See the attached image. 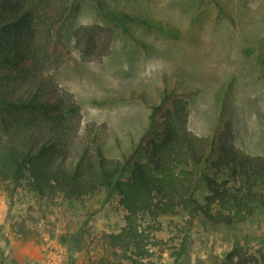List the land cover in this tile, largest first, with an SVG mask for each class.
Masks as SVG:
<instances>
[{
    "label": "rangeland",
    "instance_id": "obj_1",
    "mask_svg": "<svg viewBox=\"0 0 264 264\" xmlns=\"http://www.w3.org/2000/svg\"><path fill=\"white\" fill-rule=\"evenodd\" d=\"M102 2L99 8L74 0L52 63L59 91L80 107L73 122L80 134L96 135L107 156L121 157L148 121L150 109L138 92L159 101L157 88L168 81L190 91L189 126L196 134H210L224 114L237 148L264 157V0H221L231 18L212 0ZM84 29L108 45L102 57L83 53L86 38L77 36ZM123 214L104 190L68 199L2 182L0 264H113L120 256L103 236L124 225ZM169 220L157 232L163 242L154 247L153 264H222L230 250H264V207L233 226L196 219L178 260L182 235Z\"/></svg>",
    "mask_w": 264,
    "mask_h": 264
},
{
    "label": "trees",
    "instance_id": "obj_2",
    "mask_svg": "<svg viewBox=\"0 0 264 264\" xmlns=\"http://www.w3.org/2000/svg\"><path fill=\"white\" fill-rule=\"evenodd\" d=\"M92 1L103 7L102 0ZM212 1L231 18L221 0ZM73 5L74 0H0V183L27 186L39 196L83 199L104 190L116 197L124 225L103 236L109 251L120 256L113 264H153L154 247L163 242L157 232L165 230L167 217L182 235L178 260L196 219L233 226L264 207V157L237 148L224 114L210 134H196L189 126L190 91L168 81L157 88L159 101L138 92L150 109L148 121L121 157L107 156L96 135L80 134L73 126L80 107L59 91L51 73ZM86 29L77 36L86 38L83 53L102 57L108 45ZM222 264H264V250L233 249Z\"/></svg>",
    "mask_w": 264,
    "mask_h": 264
}]
</instances>
